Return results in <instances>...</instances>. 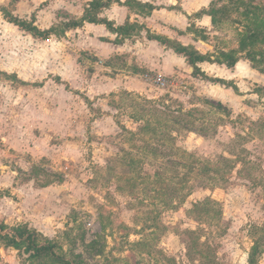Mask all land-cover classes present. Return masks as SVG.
I'll return each instance as SVG.
<instances>
[{
  "label": "rangeland",
  "instance_id": "obj_1",
  "mask_svg": "<svg viewBox=\"0 0 264 264\" xmlns=\"http://www.w3.org/2000/svg\"><path fill=\"white\" fill-rule=\"evenodd\" d=\"M6 1L57 32L34 37L0 12V264H57L10 248L2 236L18 224L73 264H248L257 242L264 264V23L258 40L246 29L264 0H245L246 16L216 1V26L213 0L129 2L184 15L183 27L98 42L95 29L65 31L82 15L55 17L54 0ZM149 34L209 61L193 71ZM225 53L243 62L217 63Z\"/></svg>",
  "mask_w": 264,
  "mask_h": 264
},
{
  "label": "trees",
  "instance_id": "obj_2",
  "mask_svg": "<svg viewBox=\"0 0 264 264\" xmlns=\"http://www.w3.org/2000/svg\"><path fill=\"white\" fill-rule=\"evenodd\" d=\"M216 1L218 2V1H224V0H213V3L211 4L212 7L210 8V11L207 12V15H209L211 18V24L213 26L218 25L217 14L219 10L217 6H215ZM113 2L120 3L119 0H104V1L103 0H92L90 1L88 4V7H85L83 15L79 19H71L68 22H64V24L62 25V28H64V30L66 31L67 29L80 27L84 24V22H91V23H96V24H104L110 31L116 33L118 36L123 37V38L130 37L133 31L140 33L143 27L138 24H125L122 26L114 27L113 24L107 19L98 18V15H97L98 12L102 8L108 7ZM234 3H233V5L235 6L234 8L238 13H242L245 16H246V12H249L251 14L250 10L248 9V3L245 0H234ZM259 9H260L259 6L254 7L255 11ZM241 10H244V11L241 12ZM262 10L264 12V7L262 8ZM262 10L260 12H262ZM3 15L7 21H9L10 23H13L14 25L18 26L20 29L28 32L34 37H38L41 39H48L51 34L53 33L55 34L57 32L56 27L48 28V29H40L34 24L33 21L27 22L25 20H20L17 17L10 14L6 10H3ZM249 20L251 21V26L249 28L247 27L246 29L252 32H249L247 37L254 41L256 39L258 40V38L260 37L262 33L261 28H262V24L264 23V17L259 18V15H256L255 17L254 16L249 17ZM147 38L150 40H156L163 45H168L169 48H171L176 54L182 55L185 58L186 62L190 66H192L193 71L197 69V66H196L197 63L203 62V61H209V58L199 53L198 51L192 49L191 47H188V46H185L179 43L170 45L167 42V40L161 39L156 35L154 36V35L149 34ZM225 56L226 57L224 58L223 61H217V63L224 64L228 68L234 67L237 61L239 60L237 57L235 58L229 53H227V55L225 53ZM246 59L249 60L251 63L259 62V60H257V58H255V56H253L252 54H249L248 57H246ZM196 111L198 110L196 109ZM191 112L192 110L189 113L191 114ZM1 227H4V226L1 225ZM2 237L6 240V242L10 246H13L17 250L21 246H24V251L26 253H29L28 257L33 258L38 262H40L43 257L52 262H56L57 264H73L70 260L66 259L62 255L55 252V247L57 246V242H49L50 240H47L45 243H42V244L39 243L37 239V235L35 234V231L30 230L26 224H18L16 226L11 227L10 232L3 234ZM258 246H259V243L257 242L252 247L249 253V256H248V264H256L258 255L260 254Z\"/></svg>",
  "mask_w": 264,
  "mask_h": 264
},
{
  "label": "crops",
  "instance_id": "obj_3",
  "mask_svg": "<svg viewBox=\"0 0 264 264\" xmlns=\"http://www.w3.org/2000/svg\"><path fill=\"white\" fill-rule=\"evenodd\" d=\"M30 1L33 2L35 0H30ZM38 1L46 2V1H51V0H38ZM90 1H92V0H54L56 5H59L57 10H56L57 13H55V17L58 15H67V14L83 15L84 9H85V7H88V4ZM119 1H120V3L113 2L108 7L102 8L97 14L98 18L107 19L108 21H110L113 24L114 27L125 25V23H129V24L137 23L143 27L140 31L142 34L145 32H148V31H149L148 33L153 34L154 33L153 30L155 29V27H157L158 24H163V29H162V31H160V33H163V34H171V33L175 32L174 28L179 29V28L183 27L182 26V19L184 18V15H174V17L171 18L169 12H172V10H168V9L163 8V7H160V8H157V7L154 8L153 7L149 13H146L143 16V15H139L136 13H132L128 7L129 2H139L142 4L158 5V4L164 3V2H161L162 0H130V1L129 0H119ZM0 3H2L4 5L8 4V2L6 0H0ZM166 5H168V4H166ZM3 9H6L10 14L14 15L6 7ZM3 9H0L1 13H3ZM15 17H17V16H15ZM207 17H209V16L205 15V21L207 20L210 23L211 19L209 18V20H208ZM177 18L181 19V22L176 24L174 19H177ZM158 19H159V21H158ZM7 23L14 25L13 23H10L9 21H7ZM14 26H16V25H14ZM169 26H172V28ZM16 27H18V26H16ZM80 27H82L84 29H88V28L95 29V31L93 30L94 31V38H91V40L93 42H98V39L100 37H105V38H109V39H114L115 37H118V35L116 33L110 31L104 24L84 22V24ZM76 28H79V27H76ZM147 41L151 43V42L156 41V40L152 41V40L148 39ZM126 46H127V44L123 43V42H121V43L120 42H111L109 44V49L111 50V52L113 54L114 53L117 54V51L125 48ZM242 62L243 61H238L235 64V66H237V67H238V65L240 66ZM10 248L15 249L13 246H11Z\"/></svg>",
  "mask_w": 264,
  "mask_h": 264
},
{
  "label": "built area",
  "instance_id": "obj_4",
  "mask_svg": "<svg viewBox=\"0 0 264 264\" xmlns=\"http://www.w3.org/2000/svg\"><path fill=\"white\" fill-rule=\"evenodd\" d=\"M145 80L150 84L152 85L154 84L158 87H164L167 83L166 79L161 74L158 73H154V74L146 73Z\"/></svg>",
  "mask_w": 264,
  "mask_h": 264
}]
</instances>
